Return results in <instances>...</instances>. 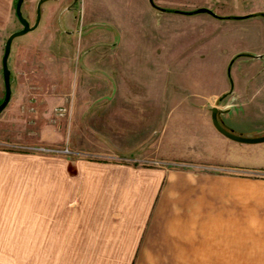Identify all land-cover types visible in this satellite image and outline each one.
Instances as JSON below:
<instances>
[{"label": "crops", "instance_id": "crops-1", "mask_svg": "<svg viewBox=\"0 0 264 264\" xmlns=\"http://www.w3.org/2000/svg\"><path fill=\"white\" fill-rule=\"evenodd\" d=\"M16 3L0 0V105L2 59ZM176 11L195 27L246 15ZM88 21L95 23L93 17ZM128 41L133 40L86 46L13 42L9 66L17 84L0 113V140L64 144L86 157L0 149V264H232V254L219 249L235 238V216L257 206L264 232V187L248 179L252 172L264 173V143H239L214 127L210 109L228 110L221 116L227 121L234 106L231 99L220 103L218 95L189 108L205 111L199 115L206 125L202 135L186 136L181 120L173 135H166L167 126L158 132L149 92L140 97L128 83L138 79L139 63L136 55L120 54L136 47ZM45 65L44 74L76 77L67 87H42L38 73ZM240 133L256 138L264 129ZM157 159L191 167L142 164Z\"/></svg>", "mask_w": 264, "mask_h": 264}, {"label": "rangeland", "instance_id": "rangeland-1", "mask_svg": "<svg viewBox=\"0 0 264 264\" xmlns=\"http://www.w3.org/2000/svg\"><path fill=\"white\" fill-rule=\"evenodd\" d=\"M39 1L27 0L22 9L23 16L32 26L37 20ZM152 1L166 13L158 15L151 0H78L76 14L71 13L66 21L60 22L59 18L72 0H49L42 5L38 28L15 39V42L45 46L68 40L86 46V42L109 44L133 40L128 43H136V47L132 49L128 46L120 50V54L124 57L133 54L139 58L134 72L138 79L128 83L134 85L140 97L149 92L156 108L154 117L158 132L167 126L166 135H173L175 121L181 120L186 136L198 135L199 132L202 135L206 125L199 115L205 111L195 112L189 108L192 104L204 106L217 95L222 98L220 103L231 99L234 104L227 121L222 120L226 128L235 130L239 135L243 131L264 129V106L261 102L264 98V0ZM194 9H209L226 16L246 14V17L216 22V25L205 22L195 27L193 23L187 25L172 12ZM257 13L262 16L253 17ZM201 15L207 20L217 21L210 15ZM15 17L10 34L23 28L16 12ZM92 17L95 23L90 24L88 20ZM118 25L121 28L118 29ZM130 25L137 31L131 30ZM223 25L230 27L221 28ZM122 28L127 31H121ZM62 29L74 33L80 29L82 36L78 39L77 31L73 35ZM46 69L45 65L38 73L42 87H67L70 80L76 77L75 73L69 72L44 74ZM12 78L13 84H17L15 75ZM61 110L55 112L59 117L65 113ZM242 136L254 138L251 135ZM23 145L68 148L73 152L86 153L64 144L54 146L25 142ZM172 163H176L175 168L179 169L191 167L184 163ZM248 179L251 186L264 187V173L252 172ZM259 212L256 206L246 209L244 217L243 213L235 216V238L219 249L224 254H232V264H264V238L259 237L264 232L260 227ZM220 264L225 263L220 260Z\"/></svg>", "mask_w": 264, "mask_h": 264}, {"label": "water", "instance_id": "water-1", "mask_svg": "<svg viewBox=\"0 0 264 264\" xmlns=\"http://www.w3.org/2000/svg\"><path fill=\"white\" fill-rule=\"evenodd\" d=\"M26 1L27 0H17V3H16V15H17L19 22L23 26V28L21 30L11 34L10 37L8 38L7 42H6V45H5V51H4V55H3V59H2V65H3V72L2 73H3L4 83H5V99H4L3 103L0 105V113L8 106V104L10 103L11 98H12L13 78H12V71H11L10 66H9V59H10L11 52H12L13 42L15 41V39L22 37V36H24L30 32H33L38 28V26L40 24V19H41L42 5L49 0H40L39 1V3H38V16H37V20L33 26L23 16L22 9H23L24 3ZM151 5H152V7H154L157 10L165 11V10L157 7L153 3L152 0H151ZM197 13H208L210 15H214V13L208 9H200L197 11ZM210 112L212 114V122H213L214 127L220 133H222L223 135H225L229 139L234 140V141L239 142V143H245V144L264 143V136L256 137V138H247V137L237 135V134L233 133L232 131L227 130L221 121V116L224 114H228L229 113L228 110L224 111V110L218 109L217 107H213L210 109Z\"/></svg>", "mask_w": 264, "mask_h": 264}, {"label": "built area", "instance_id": "built-area-1", "mask_svg": "<svg viewBox=\"0 0 264 264\" xmlns=\"http://www.w3.org/2000/svg\"><path fill=\"white\" fill-rule=\"evenodd\" d=\"M62 112L64 110H61ZM65 112V111H64ZM0 149L8 150V151H15L27 154H42V155H51V156H58V157H67V158H81L86 157V153H77L66 149H58L55 147H40V146H26L23 144H15V143H8V142H0ZM125 162L131 163L132 160L127 159ZM137 163V162H136ZM142 164L144 165H153L157 167H164V168H175L177 167L176 163H168V162H159V161H145Z\"/></svg>", "mask_w": 264, "mask_h": 264}, {"label": "flooded vegetation", "instance_id": "flooded-vegetation-1", "mask_svg": "<svg viewBox=\"0 0 264 264\" xmlns=\"http://www.w3.org/2000/svg\"><path fill=\"white\" fill-rule=\"evenodd\" d=\"M77 4H78V0H77V2H76V0H72L71 4L65 8V11H63V15H62V17L59 18V19H60V22H64V21H66L67 18H68V15H70L71 13H72V14H76V11H78V9H77ZM37 7H38V5H37ZM36 12H37V9H36ZM36 19H37V18H36ZM35 22H36V21H35ZM62 31H64V32L67 33V34H73V35H74V34L76 33V31H77V33H78V32L80 31V29H79V31L76 30L75 33H74V32H71V31H68V30H66V29H62ZM80 32H81V31H80ZM80 32H79V33H80Z\"/></svg>", "mask_w": 264, "mask_h": 264}, {"label": "trees", "instance_id": "trees-1", "mask_svg": "<svg viewBox=\"0 0 264 264\" xmlns=\"http://www.w3.org/2000/svg\"><path fill=\"white\" fill-rule=\"evenodd\" d=\"M172 12H174V13H178V11H172Z\"/></svg>", "mask_w": 264, "mask_h": 264}]
</instances>
